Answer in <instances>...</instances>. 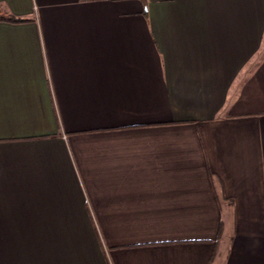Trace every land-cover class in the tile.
Masks as SVG:
<instances>
[{"label": "crops", "instance_id": "1", "mask_svg": "<svg viewBox=\"0 0 264 264\" xmlns=\"http://www.w3.org/2000/svg\"><path fill=\"white\" fill-rule=\"evenodd\" d=\"M0 264H264V0H0Z\"/></svg>", "mask_w": 264, "mask_h": 264}, {"label": "trees", "instance_id": "2", "mask_svg": "<svg viewBox=\"0 0 264 264\" xmlns=\"http://www.w3.org/2000/svg\"><path fill=\"white\" fill-rule=\"evenodd\" d=\"M8 18V19H10V20H16V18L15 17H13L12 15H9V16H3L2 18Z\"/></svg>", "mask_w": 264, "mask_h": 264}, {"label": "rangeland", "instance_id": "3", "mask_svg": "<svg viewBox=\"0 0 264 264\" xmlns=\"http://www.w3.org/2000/svg\"><path fill=\"white\" fill-rule=\"evenodd\" d=\"M5 14V13H4Z\"/></svg>", "mask_w": 264, "mask_h": 264}]
</instances>
